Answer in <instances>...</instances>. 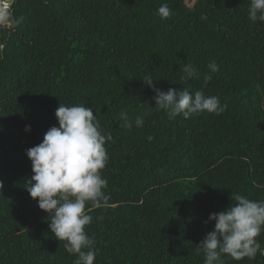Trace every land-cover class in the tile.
Returning <instances> with one entry per match:
<instances>
[{
    "label": "trees",
    "instance_id": "1",
    "mask_svg": "<svg viewBox=\"0 0 264 264\" xmlns=\"http://www.w3.org/2000/svg\"><path fill=\"white\" fill-rule=\"evenodd\" d=\"M187 1L15 0L21 22L0 28V264L76 259L25 188L34 175L26 151L59 126L60 103L92 107L113 137L102 170L110 200L86 205L94 264H203L210 214L236 203L232 195L264 200V22L248 18L251 0ZM165 3L172 14L161 19ZM186 63L197 76L181 81ZM149 73L163 91L203 90L227 107L169 119L153 108ZM257 239L264 248V233ZM225 264H264V255Z\"/></svg>",
    "mask_w": 264,
    "mask_h": 264
},
{
    "label": "clouds",
    "instance_id": "2",
    "mask_svg": "<svg viewBox=\"0 0 264 264\" xmlns=\"http://www.w3.org/2000/svg\"><path fill=\"white\" fill-rule=\"evenodd\" d=\"M14 4L15 0H0V28L21 22L22 18L14 15ZM157 14L161 19H167L172 10L165 3L157 9ZM248 18L252 22H264V0H251ZM207 67L210 73L220 70L215 61ZM180 71L181 81L197 76L191 63L182 65ZM141 77L155 93L153 108L165 111L169 119L182 116L187 120L205 112L220 114L227 107L221 104L219 97L206 95L203 90L190 93L186 88L179 91L169 88L163 91L154 84L156 79L150 73ZM211 79V74L203 76L205 86ZM55 115L59 126H52L41 143L26 151L34 175L27 180L25 188L50 217L51 233L59 241H65V250L76 256L74 264H94L96 241L94 235L86 232V226L93 218L86 211V205L100 208L110 200V194L105 191L108 181L102 170L108 161L105 145L113 137L101 128L92 107L60 103ZM118 119L122 121V127H133L126 110L118 113ZM143 125V118L136 117L135 126ZM25 131H31V126L26 125ZM147 139L151 141L153 137ZM233 199L236 203L224 211L210 214L205 221V224L214 221L215 226L197 247V254L203 253V264H225L227 258L241 261L255 259L258 253L264 255V248L257 239L264 233V200H251L240 194L232 195Z\"/></svg>",
    "mask_w": 264,
    "mask_h": 264
},
{
    "label": "rangeland",
    "instance_id": "3",
    "mask_svg": "<svg viewBox=\"0 0 264 264\" xmlns=\"http://www.w3.org/2000/svg\"><path fill=\"white\" fill-rule=\"evenodd\" d=\"M194 3H195V0H189V1H187V4H188L190 7H192V6L194 5Z\"/></svg>",
    "mask_w": 264,
    "mask_h": 264
}]
</instances>
